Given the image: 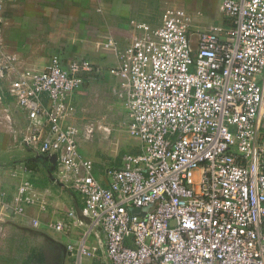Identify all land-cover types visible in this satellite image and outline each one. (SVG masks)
<instances>
[{"label": "built area", "instance_id": "1", "mask_svg": "<svg viewBox=\"0 0 264 264\" xmlns=\"http://www.w3.org/2000/svg\"><path fill=\"white\" fill-rule=\"evenodd\" d=\"M8 1L22 0H0V81L27 115L25 145L57 156L56 182L82 196L91 230L105 235L108 261L264 264V0H221L230 27L195 30L185 9L164 7L157 29L132 22L124 50L114 31L104 36L102 47L118 55L110 73L124 95V129L142 146L107 171V185L81 155L72 121L71 97L83 85L76 74L92 68L74 61L65 69L56 56L43 71L19 70L2 39ZM15 201L17 215L48 206L29 181ZM9 210L0 196V234ZM49 228L69 233L70 225ZM68 250L94 256L85 240Z\"/></svg>", "mask_w": 264, "mask_h": 264}, {"label": "crops", "instance_id": "2", "mask_svg": "<svg viewBox=\"0 0 264 264\" xmlns=\"http://www.w3.org/2000/svg\"><path fill=\"white\" fill-rule=\"evenodd\" d=\"M220 3L221 0L8 1L2 39L6 50L17 56L19 70L43 71L56 56L65 69L74 61L90 65L91 71L82 69L76 74L83 85L71 97L76 109L72 121L79 129L81 155L93 162L95 179L107 185V171L122 167L124 156L131 155L124 149L127 142L138 139L124 129L128 121L124 95L119 79L110 73L118 66V55L102 47L104 36L114 31L117 47L124 50L132 42V22L157 29L162 25L164 7L185 9L194 20L195 30L213 25L230 27ZM218 11L223 16L220 20L215 18ZM7 89L8 82L0 81V196L10 208L0 234V264H5V258L14 261L21 257V232L28 233L30 244L32 238L29 258L37 251L44 264H111L106 257L103 231L91 230L89 220L83 216L82 196L56 182V169L48 156L25 145L29 121ZM91 126L94 132L88 135ZM141 152L142 146L136 155ZM26 181L48 201L45 211L28 206L22 215L16 214L15 197ZM71 211L75 219L68 216ZM75 220L80 223L75 225ZM33 221H38L39 226L34 227ZM59 221L70 225L69 233L49 228ZM83 240L94 250L93 257L68 250L69 246L76 249ZM34 260H28L29 264H37Z\"/></svg>", "mask_w": 264, "mask_h": 264}, {"label": "rangeland", "instance_id": "3", "mask_svg": "<svg viewBox=\"0 0 264 264\" xmlns=\"http://www.w3.org/2000/svg\"><path fill=\"white\" fill-rule=\"evenodd\" d=\"M222 17L223 16L219 13V11L215 15V18H218L219 20L222 19ZM134 141L127 142V145L129 147L124 145L125 146L124 149L128 150V152L131 153V155H136L139 152V149L141 147V144L140 142H138V140H134ZM21 233H22L21 234V248H22L21 257L14 261H11L12 259L5 258V264H29L28 262V260H30L29 256L31 255L32 250H33L32 238H31V244H30V237L28 233L26 232H21ZM29 246L31 247L30 250H29ZM38 248L36 249L39 250Z\"/></svg>", "mask_w": 264, "mask_h": 264}, {"label": "water", "instance_id": "4", "mask_svg": "<svg viewBox=\"0 0 264 264\" xmlns=\"http://www.w3.org/2000/svg\"><path fill=\"white\" fill-rule=\"evenodd\" d=\"M49 158L51 159V161H52V163L54 165L53 166V170L55 171V169H56V163H57V156L55 155V156H51ZM148 211H149V209H137V208L130 209V212L133 215H140V216H145Z\"/></svg>", "mask_w": 264, "mask_h": 264}, {"label": "trees", "instance_id": "5", "mask_svg": "<svg viewBox=\"0 0 264 264\" xmlns=\"http://www.w3.org/2000/svg\"><path fill=\"white\" fill-rule=\"evenodd\" d=\"M34 259L36 260L35 263H37V264H44V258L37 251H34L33 256L30 258V261H33Z\"/></svg>", "mask_w": 264, "mask_h": 264}]
</instances>
